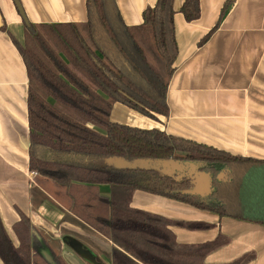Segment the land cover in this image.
Masks as SVG:
<instances>
[{
	"label": "trees",
	"instance_id": "trees-1",
	"mask_svg": "<svg viewBox=\"0 0 264 264\" xmlns=\"http://www.w3.org/2000/svg\"><path fill=\"white\" fill-rule=\"evenodd\" d=\"M234 0H228L219 28ZM174 0H158L144 23L129 27L115 0H87L83 24L25 25L19 49L29 77V168L70 191L73 212L113 244L112 264H206L207 256L229 241L183 245L172 227L203 230L200 223L174 222L131 206L134 192L143 191L182 202L221 217L264 225V161L234 157L206 145L143 130L111 120L120 103L158 121L168 117L167 94L178 48ZM181 13L187 22L201 17L200 0H186ZM0 29L6 25L0 12ZM102 132V133H101ZM128 164L175 160L194 164L213 178L207 196L187 193L190 178L176 179L159 170L118 168L108 160ZM225 173L224 180L217 176ZM111 188L110 198L99 187ZM15 246L0 218V259L4 264H50L30 219L21 214L14 226ZM56 264H68L53 254ZM256 254L230 264H249Z\"/></svg>",
	"mask_w": 264,
	"mask_h": 264
},
{
	"label": "crops",
	"instance_id": "crops-1",
	"mask_svg": "<svg viewBox=\"0 0 264 264\" xmlns=\"http://www.w3.org/2000/svg\"><path fill=\"white\" fill-rule=\"evenodd\" d=\"M157 1L115 0L129 27L142 25L144 12ZM185 1L174 0L173 5L178 54L167 94L168 117L159 116L155 121L115 103L111 120L143 130H160L234 157L264 161V0H234L219 28L202 45L200 42L217 26L228 0H200L201 17L191 23L181 13ZM20 2L34 25L88 21L87 0ZM0 12L7 29H0V218L4 228L19 246L14 226L24 214L37 238L53 254L52 243L41 232L61 243L68 264H103L82 239L86 235L79 226L89 225L73 212L72 198L59 196L62 187L33 175L29 168V77L12 40L24 44L25 25L13 0H0ZM221 174L219 181L226 177ZM99 189L102 196L110 198V186ZM131 206L174 222L210 226L203 230L172 227L180 244L199 245L221 236L227 238L226 245L207 256L206 264H230L251 252L256 258L249 264H264V225L221 217L143 191L134 192ZM66 238L80 243L90 258L77 253L64 241ZM106 263L112 264L110 259ZM0 264H4L1 259Z\"/></svg>",
	"mask_w": 264,
	"mask_h": 264
},
{
	"label": "water",
	"instance_id": "water-1",
	"mask_svg": "<svg viewBox=\"0 0 264 264\" xmlns=\"http://www.w3.org/2000/svg\"><path fill=\"white\" fill-rule=\"evenodd\" d=\"M17 10L19 11L22 19L26 22L27 25L30 24L25 11L21 5L20 0H13ZM108 163L110 165H114L118 168H130V169H145V170H159L163 174L173 177L176 179H183V178H190L193 181L194 189L191 191H188L187 193L193 194V195H201V196H207L212 191L213 186V178L210 174L201 172L198 170V167L194 165L193 172H187V163L175 161V160H169L167 162H152L148 160H141L136 161L132 164L126 163L124 160L121 159H110L108 160ZM223 176V173L221 174ZM221 177H219V180ZM41 248L38 249L39 255L44 258L47 262L50 264H56L54 261L53 253L45 246V243L40 239ZM66 243H68L71 248H73L77 253L81 254L86 253L85 255L87 258H90L91 254L88 251L83 250L80 243H78L75 240H72L71 238H66L64 240ZM93 258V257H92ZM91 258V260H93Z\"/></svg>",
	"mask_w": 264,
	"mask_h": 264
},
{
	"label": "rangeland",
	"instance_id": "rangeland-1",
	"mask_svg": "<svg viewBox=\"0 0 264 264\" xmlns=\"http://www.w3.org/2000/svg\"><path fill=\"white\" fill-rule=\"evenodd\" d=\"M60 190L58 192L59 196H62L63 198L66 197L67 195L70 196L69 189L63 188V190L61 191ZM83 221L85 220L83 219ZM90 227L91 226L87 227L86 225L79 226L80 230L83 231V233H85L86 235V237H83L82 239L86 243V245L92 249L94 254L99 258L100 262L103 264H107L106 262L107 259H110L111 251L113 249V244L109 241L110 239L108 240V238L105 237L103 234H101L99 231L96 230L95 232V229H90ZM63 231L65 233H71V231L66 229H64ZM41 233L44 235V237H47L49 241L52 243L53 249L55 250V254L63 258V250L61 243L53 242L51 241L53 239V236L49 237L44 232Z\"/></svg>",
	"mask_w": 264,
	"mask_h": 264
},
{
	"label": "flooded vegetation",
	"instance_id": "flooded-vegetation-1",
	"mask_svg": "<svg viewBox=\"0 0 264 264\" xmlns=\"http://www.w3.org/2000/svg\"><path fill=\"white\" fill-rule=\"evenodd\" d=\"M186 163V162H185ZM194 170V164L187 163V172H193Z\"/></svg>",
	"mask_w": 264,
	"mask_h": 264
},
{
	"label": "built area",
	"instance_id": "built-area-1",
	"mask_svg": "<svg viewBox=\"0 0 264 264\" xmlns=\"http://www.w3.org/2000/svg\"><path fill=\"white\" fill-rule=\"evenodd\" d=\"M33 175H37V173H33Z\"/></svg>",
	"mask_w": 264,
	"mask_h": 264
}]
</instances>
